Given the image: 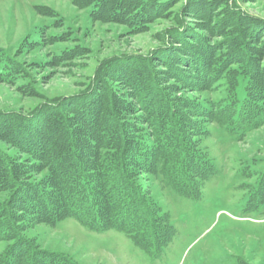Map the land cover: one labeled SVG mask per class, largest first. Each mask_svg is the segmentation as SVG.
<instances>
[{"label": "rangeland", "instance_id": "1", "mask_svg": "<svg viewBox=\"0 0 264 264\" xmlns=\"http://www.w3.org/2000/svg\"><path fill=\"white\" fill-rule=\"evenodd\" d=\"M160 1L163 6L148 7L149 15L137 20L128 11L93 17L90 0H0V54L12 64L9 79L0 80V156L5 159L0 178L9 176L4 169L13 165L27 186L52 181L49 152L38 157L6 139L5 124L14 121V111L40 108V121L44 110L63 117V128L79 132L80 148L89 146L81 149L82 158L95 170L99 161L119 158V147L98 148V136L80 119V110L91 105L100 115L112 113L119 134L146 146L156 123L174 108L180 134L217 173L205 183L197 180L199 198L192 199L160 176L134 172L132 180L162 219L159 227L176 230L158 256L121 231L95 232L72 217L56 225L41 222L20 210L13 187L0 180V215L10 231L0 237V259L21 238L32 249L74 264H264V204L243 210L253 186L261 177L264 181V116L243 134L229 135L212 115L216 101L224 102L244 70L264 77V0ZM198 54L205 55L212 77L197 79L187 56L197 66Z\"/></svg>", "mask_w": 264, "mask_h": 264}, {"label": "trees", "instance_id": "2", "mask_svg": "<svg viewBox=\"0 0 264 264\" xmlns=\"http://www.w3.org/2000/svg\"><path fill=\"white\" fill-rule=\"evenodd\" d=\"M138 1L139 5L134 0H90L88 10L93 17L102 13L112 17V13L121 15L123 11H128L130 17L138 20L139 14L149 15L148 7L154 6L156 9L164 5L160 0ZM185 30L184 26L179 28L178 42L182 43ZM173 48L169 50L175 51L176 48ZM193 52L188 54H195ZM204 57L205 55L198 54L196 56L198 64L193 66V58L187 56L191 67L200 77L198 80L212 77ZM11 72V62L0 54V80L9 79ZM241 80L236 78V84L224 102L216 101L217 108L212 114L229 135L243 134L257 126L264 116V77L259 76L258 79L244 70ZM85 92H80L79 95H84ZM48 106L54 107L51 104ZM159 108L157 105L154 112L158 116ZM39 109H33L25 114L10 112L15 114L14 121L5 124L7 129L4 135L10 143L38 157H44L45 153L49 152L52 160L50 166L52 181L46 186L43 184L27 186L24 184L26 182L18 181L12 169L13 165L4 169L8 171L9 176L3 181L1 178L0 180L2 183L7 182L6 186L13 187V194H16L15 200L18 201L17 206L21 207L20 210L51 225L72 217L95 232L111 229L121 231L147 254L160 255L174 237L176 230L172 225L165 224L159 227L162 219L152 213L144 195L132 180L134 172L138 169L160 176L161 181L176 193L197 199L199 198L197 180L201 181L200 184L205 183L218 171L211 160L190 147L185 136L180 134L183 129L177 119L178 114L174 115L175 109L172 108L167 118L162 115L164 118L156 123L157 130L149 142L150 145L146 146V143L142 145L119 134L121 128L110 122L112 113L107 117V114L100 115L92 105L82 108L80 119L88 122L94 135L98 136L99 142H95V145L101 148L112 143L120 149L119 158L99 161L96 170L91 168L87 159L82 158L83 150L89 146L80 148L77 136L79 132L76 133L72 129L73 132L70 134V128H63L64 121H61L63 117L50 111L44 110L45 117L41 122L38 119L42 114ZM111 109L113 111V108H110V112ZM31 122L32 128L28 125ZM2 125L0 129L3 128ZM64 136L68 139L65 140ZM102 137H106L104 141L100 139ZM91 154L94 159L98 156L96 151H92ZM0 161L5 159L0 156ZM2 170L3 168H0V172ZM263 182L261 177L248 193L243 208L245 212L258 210L264 204ZM4 216L0 215V237L10 233L6 225L7 218ZM0 264H74V262L58 254L32 249L18 238L13 247L0 259Z\"/></svg>", "mask_w": 264, "mask_h": 264}]
</instances>
